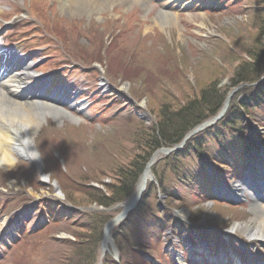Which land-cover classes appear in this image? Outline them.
<instances>
[{"label":"rangeland","instance_id":"374dc122","mask_svg":"<svg viewBox=\"0 0 264 264\" xmlns=\"http://www.w3.org/2000/svg\"><path fill=\"white\" fill-rule=\"evenodd\" d=\"M98 1L92 6L97 0H77L70 11L61 8L62 0H0V53L15 56L14 69L30 66L32 86L52 95L71 94L55 102L71 117L47 115L36 134L43 171L23 155L11 169L0 168V224L7 227L0 234V264H179L178 256L187 264H212V256L226 258L227 264L264 261V240L234 227L254 216L248 184L263 180L264 124L258 120L264 121V105L251 110L259 117L246 118L251 142L244 147L233 135V157L203 173L207 193L199 191L202 185L199 190L173 186L170 195L156 190L153 197L170 218L145 228L140 252L113 236L127 217L110 230L103 250L104 236L89 247L82 219L74 215L107 208L83 203L80 191L87 182L81 177L95 176L88 181L95 186L99 178L108 183L114 180L113 165L143 155L159 107L175 109L213 89L211 100L218 102L209 107L218 113L203 123L224 116L232 96L252 83L234 77L250 61L249 51L264 42V0ZM90 8L94 12L86 11ZM230 137L225 139L229 147ZM183 140L153 151L151 168L160 170L171 153L163 148ZM205 143L210 156L224 151L214 139ZM237 156L245 165H229ZM151 172L147 184L155 181ZM115 205L112 217L122 211ZM139 219L130 220L133 228Z\"/></svg>","mask_w":264,"mask_h":264},{"label":"trees","instance_id":"16d2710c","mask_svg":"<svg viewBox=\"0 0 264 264\" xmlns=\"http://www.w3.org/2000/svg\"><path fill=\"white\" fill-rule=\"evenodd\" d=\"M249 56L250 61L246 60L243 62L236 72L234 79H236L235 81L247 80L252 83L232 96L228 109L223 117L196 135L190 137L181 149L175 150L164 157L165 160L162 161L164 162L162 164L163 167H160V170L159 167L156 168V166H152V171L155 174V181L147 184V188L135 210L113 231V236L116 241L122 239L128 242L129 245L135 244V250L140 252V238L143 236L145 228L149 230L152 223L160 225L163 220L170 218L165 211L159 209L156 196L154 195L153 197V194L156 193L158 188H161V191L165 194L170 195L173 186L178 189L198 188L199 190L202 185L203 191H199L201 193H207L208 183L201 184V181H204L202 176L203 173L208 172L211 165L219 166L216 162L221 161L224 157L226 158L227 155L230 156L229 150L231 151V149H234V142H237L235 141L237 137L242 140L244 147L245 143L249 144L251 142L247 137L249 122L248 120L246 121V118L251 117L256 119L259 117L257 113H251V110H260L264 105V42L262 44H256L255 47L249 51ZM258 71H262L260 75H258ZM250 74L252 77L248 79L247 75L250 76ZM212 90L213 89L208 91L209 93L204 90L199 99L190 100V102L178 106L175 109L159 107L158 121L155 125L156 131L152 130L151 135H148V137L143 140V146L146 150L143 155L139 154L134 160L127 164L113 165V168L110 170L114 175V180L108 183L99 180L102 179L99 178L95 180V183L98 184L95 186V184L93 185L88 182L91 181L89 180L91 178L95 179V176H90L88 178V175H85L81 177L83 181L87 182L84 184L83 190L80 191L85 198L83 203L85 202L86 205L94 203L110 208L124 201L135 188L148 162L149 156L153 151L161 146H170L181 141L189 129L202 123L217 112L211 111V107H209L210 104L218 102V100L214 98L211 100L210 93ZM218 104L220 107L222 102L219 101ZM258 121L264 124V121ZM231 135L232 138H229L231 140L230 144L232 142L233 144L229 147L225 139L228 140V136ZM233 135L237 137L234 138ZM210 139L216 140L220 150L224 149V151L218 152L219 154L216 153L217 155L210 156L211 153L205 150V142ZM225 151L227 152L225 153ZM232 157L233 156H230V159ZM185 159L196 161L192 163V165H188ZM238 163H241V158L239 159L237 156L231 160L229 165H238ZM74 215L82 219L80 227L82 226L86 229L88 246L90 247L93 243V245L97 247L103 237V226L112 217L111 210L74 211ZM135 215L140 218V224L133 228L134 222L130 220H132ZM131 228H133L132 232H130Z\"/></svg>","mask_w":264,"mask_h":264},{"label":"bare ground","instance_id":"6f19581e","mask_svg":"<svg viewBox=\"0 0 264 264\" xmlns=\"http://www.w3.org/2000/svg\"><path fill=\"white\" fill-rule=\"evenodd\" d=\"M74 2H77V0H62L63 6L61 8L73 11L75 8ZM98 2V0L97 2H93L92 6L98 5ZM86 11L94 12V8L87 9ZM6 56L7 58L0 57V137H3V139L0 140V159L7 155L10 160H14V164L11 166L7 164L0 165V168L11 169L15 165V162H17V156L23 155L33 160L30 158L29 153L37 149L35 137L40 131L43 123L47 120V115H53L57 120L71 117L69 112L55 103L56 99L57 101L60 99L67 100L70 98L71 94L67 96L65 92L61 91L58 92L59 95H52L45 92L46 90L43 89V86H39V84L32 86L31 82L27 80L29 76L32 75V72L29 71L30 66L25 64V66L21 67L22 64L20 63V70L14 69L12 66L18 62L14 59L15 56L12 55V53H7ZM28 88L30 94L26 92ZM32 89L33 91L31 92ZM20 129L24 130L23 134H19ZM25 136L31 138V145L23 143ZM33 161L36 162L41 168L40 170L43 171V163L40 157ZM42 176L46 180L49 179L45 173ZM149 176V171H146L131 202L139 195L141 187L148 180ZM261 179L263 180L257 185L259 187L257 190L264 202V174H262ZM244 188L242 187V192L245 191ZM241 191L237 190L236 193L238 194ZM254 191L255 188H251V195H255L253 194ZM226 193L227 192L224 191V194ZM256 197L255 195L252 203L254 216L251 217L248 222H239L234 227L239 228V226H242L245 228L244 231L250 238L264 240V203L259 202L261 199H257ZM4 227V224H0V234L7 229V227H5L6 229ZM112 228V224L107 227L108 236L106 237V244L109 241L108 237L110 236V230H112ZM212 258L214 259L212 264H227L225 262L226 258L219 256H212ZM178 259L179 264H187L183 258L178 256ZM237 260L241 261L239 258ZM197 264L199 263L197 262ZM246 264L250 263L247 262ZM258 264H264V261H260Z\"/></svg>","mask_w":264,"mask_h":264},{"label":"water","instance_id":"95a60500","mask_svg":"<svg viewBox=\"0 0 264 264\" xmlns=\"http://www.w3.org/2000/svg\"><path fill=\"white\" fill-rule=\"evenodd\" d=\"M228 102H229V100H228V98H227L226 101H225V105H226V106L228 105ZM221 115H222V113H220L218 116H216L215 118H213L211 121H206V122L200 124L199 126L195 127L190 133H188V134L186 135L185 139L189 138L192 134H194V133L198 132L199 130L203 129L206 125L212 123V122L215 121L217 118H219ZM179 146H181V145H179ZM179 146H177V147H179ZM152 161H153V158H152L151 161L147 164L146 169H145V171H149V173H150L149 167H150ZM143 185H144V184H143ZM144 187H145V185H144ZM144 187L140 190L139 195L134 199V201L131 202L132 197H130V198L126 201V205H127V206H126L125 210L123 211V213H122L121 215L125 214L126 212H128L129 210H131V209L135 206L136 202L139 200V198H140V196H141V192H142V190L144 189ZM121 215H119V216L116 218V220L119 219V218L121 217ZM110 223H111V222H110Z\"/></svg>","mask_w":264,"mask_h":264},{"label":"clouds","instance_id":"9594fccd","mask_svg":"<svg viewBox=\"0 0 264 264\" xmlns=\"http://www.w3.org/2000/svg\"><path fill=\"white\" fill-rule=\"evenodd\" d=\"M23 132H24V130L23 129H20L19 134H23ZM2 139H3V137H0V140H2ZM23 143L26 144V145H31L32 144V140H31V138L25 136V138L23 140ZM29 156L33 160L38 159L40 157L39 149L37 148V149H34L33 151H31L29 153ZM5 164L11 166L12 164H14V160H10L8 158V156L5 155L2 159H0V165H5Z\"/></svg>","mask_w":264,"mask_h":264}]
</instances>
